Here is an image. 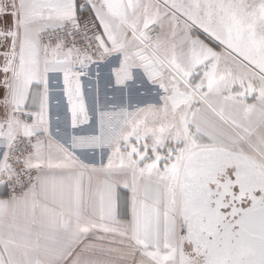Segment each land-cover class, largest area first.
<instances>
[{"label": "snow or ice", "instance_id": "6c2138e0", "mask_svg": "<svg viewBox=\"0 0 264 264\" xmlns=\"http://www.w3.org/2000/svg\"><path fill=\"white\" fill-rule=\"evenodd\" d=\"M0 264H264V0H0Z\"/></svg>", "mask_w": 264, "mask_h": 264}]
</instances>
